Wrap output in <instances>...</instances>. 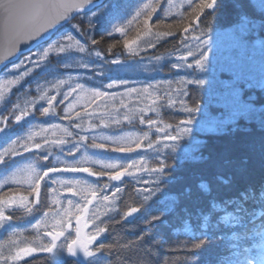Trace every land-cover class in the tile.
I'll return each instance as SVG.
<instances>
[{
  "label": "trees",
  "instance_id": "1",
  "mask_svg": "<svg viewBox=\"0 0 264 264\" xmlns=\"http://www.w3.org/2000/svg\"><path fill=\"white\" fill-rule=\"evenodd\" d=\"M144 4L156 8L151 14V34L147 36L144 35L145 28L142 23L143 12L147 11L143 8ZM253 5L256 6L255 11ZM137 10L141 11V19L133 21L129 27L127 21L132 19ZM92 11L97 13L92 17L93 25H89L83 15L77 16L61 27L59 32H55L47 42L20 57L23 59L32 55L66 34L73 35L81 43L87 42L89 49L85 53H79L75 49L65 53L52 52L40 67L33 69L29 76L21 81V84L13 86L11 92L5 96V100L0 102V114L7 115V110H10L14 104H19L21 108L30 106L33 101H36V104L32 115L27 116L19 124L11 123L5 133H0V151L10 143L11 139L17 136L26 137L29 132L37 133L36 141H41L45 136L50 140L68 139L64 135L63 128L73 130V122L62 119L64 105L59 107L54 105L56 115L42 116L39 113L40 108L47 106L46 101L39 100L46 91L49 96L55 95L57 91L62 95L69 90L70 85L75 86L79 82L84 84L86 90L95 88L111 92L107 84L112 83L128 85L127 89L138 87V90L153 85V88H150L153 90L151 92L162 95L169 87L162 82L168 79H173V88L177 87L175 81L180 76L170 68V64L179 55L177 51L179 41L186 35L182 25L187 22L191 14L187 0H106ZM244 12L249 13L251 18L256 20L246 34V39L251 41L264 39V16L259 13V0H220L218 13L207 25L210 29L209 35L217 31L230 30ZM88 15L91 17V13ZM117 23L126 28L129 38H135L137 33H140L138 47L143 49L140 55L128 54L123 47L125 37L120 33L113 32L111 35L106 33L110 26ZM168 32H172L173 35H166ZM89 35L91 39L98 41L96 45L91 44ZM149 40L156 43L155 48L147 47L146 42ZM113 44H116V47L109 51V47ZM95 51H101L103 59L96 57ZM157 56L163 59L159 61L156 59ZM233 58L225 61L227 66L217 65L213 69L199 73L200 78L208 81L203 88L189 87L190 97H184L186 103L189 106L198 105L200 108L194 116V121L197 118H203L209 124L213 121L214 129L191 127L193 129L191 134L176 142L179 147L175 153L171 148L161 149L159 158L167 159V163L174 166L168 169L166 183L161 185L162 191L149 202L150 212L145 213L142 209L140 213L125 219L124 212L132 206H140L141 195L138 194L137 189L143 188L144 185L129 181L127 176L121 182H111L121 185L122 190L115 197L116 203L112 211L100 218V221H103L101 226L108 230L99 237L98 243L103 242L112 247L106 248L97 255V264H245L252 259L258 262L264 259V233L261 231L260 221V217L264 216V157L259 153L258 147H250L253 144L258 146L261 138L264 137V132L260 131V123L264 119V85L261 84L264 67L256 72H245L235 79L238 73L234 70L235 65L232 66L235 63ZM115 60H119L120 63H113L112 61ZM77 63H87L91 67L89 69L64 67L65 64ZM150 63L153 65L152 68L149 67ZM243 64L247 66V59L243 58ZM69 75L72 76L71 80L68 79ZM58 79H65L67 83L59 89H52V84ZM157 84L160 85L159 89L155 88ZM241 90H243V99L240 98ZM78 95L81 98L76 101L77 110L84 117L95 107H90L87 111L80 107L87 105L88 100L91 99L90 96L84 98L87 92L82 93L78 90L70 99ZM173 98L178 101L181 97L174 93ZM57 101H60V95H57ZM134 105L145 107L142 103ZM152 107L156 111L147 112L145 119H155L161 126L169 123L175 126L180 120L187 118V113L180 111L178 102L172 109L166 106V100H159ZM235 111L238 115L231 122L238 123L225 122L223 117ZM119 113L124 116L125 108ZM138 115V112L133 113L132 116L136 117L133 123L129 125L124 122L119 129L140 134L149 131L146 125L142 126L138 123ZM99 119L100 117L88 116L84 123L87 124L90 120L97 124ZM75 120L74 117L73 121ZM51 124H58L60 127L52 129ZM237 126L240 130L234 131ZM97 131L112 134L113 129H97ZM152 131L154 132V129ZM102 152L105 160L126 163L130 162V158L143 156L149 167L157 166V153L153 150L145 151L142 148L128 154ZM53 153L61 155L63 159L58 148H53ZM29 163H34L40 170L49 166V162L42 161L38 156L28 152L15 157V165L11 171ZM7 174L9 169L0 165V179ZM136 175L147 174L136 173ZM201 184L206 185V189H202ZM28 185L29 182L23 181L18 186L13 185L15 193L5 188L0 194L28 195ZM111 191L114 189L106 194L111 196ZM242 194H246V201H242ZM41 197L42 200L45 199L43 186ZM98 197L101 200L100 196ZM52 199L53 195L49 194L48 202L50 203ZM228 200L234 201L230 210L243 207L242 212L236 213L238 219L223 220L221 219L223 213L211 210L213 203L222 204ZM77 203V201L73 202V204ZM51 207V214L55 213L57 207ZM156 214L163 217V223L149 225L145 219L146 215ZM15 216L13 228L19 229L15 236L11 235L10 229L0 230V244L5 245V251L10 246L8 243L10 240L30 242L33 245L39 242L37 233L31 225L40 218V213L34 209V213L29 215L23 208H17ZM206 216L209 218L205 219ZM146 228H151V231L146 233ZM201 234L210 236L211 242L200 250L197 256L192 257L187 254L185 248L196 242L195 238ZM43 239L46 241L48 238ZM29 259L32 264H89L88 258L79 260L69 255L52 257L45 253H39Z\"/></svg>",
  "mask_w": 264,
  "mask_h": 264
},
{
  "label": "snow or ice",
  "instance_id": "2",
  "mask_svg": "<svg viewBox=\"0 0 264 264\" xmlns=\"http://www.w3.org/2000/svg\"><path fill=\"white\" fill-rule=\"evenodd\" d=\"M187 4L191 8V14L187 22L182 25L183 32L186 34L179 41L177 55L171 62L170 68L177 72L180 76L177 79V87L173 88V79H168L162 83L167 84L169 87L164 90L163 94L153 95L149 92L153 85H148L142 89L135 87L128 88L126 95L131 99L132 94H136L138 100L147 101L151 103L148 107H140L138 110V123L146 125L149 131L140 133L124 132L119 129V126L127 122L131 125L136 117L125 114L123 121L120 118L113 117L110 120L105 119L101 115L99 123L94 124L90 120L87 127H82L83 117L81 112L77 110L76 101L81 97L78 95L73 99V93L87 92V105H81L86 111L90 107L99 108V101L105 98H111L113 101L116 99L115 94L108 91H100L98 89H85L84 84L76 83L75 86H69V90L65 91L62 95L59 91L55 95H48L44 92L39 100L46 101L47 106L39 109L42 116L49 114L56 115L54 105L63 107L62 119L73 122V130L63 128L64 135L68 139H54L50 140L46 136L42 137L41 141H36L35 136L37 133L29 132L26 137L17 136L10 140V143L0 151V165L6 166L9 169V174L0 179V192L8 188L15 193L13 185H19V180L16 178V171H11L15 165V157L20 156L22 153L31 152L33 155L39 157L42 161L49 162V166L37 170L34 166L30 165V182L28 185V195H8L0 194V230L10 229L11 235L15 236L19 229L13 228V221L16 219L15 212L17 208H23L29 215L36 212L40 213V218L36 219L33 223L32 229L37 233V240L35 245L30 242L21 243L19 241L10 240L9 247L5 251V245L0 244V264H32L28 258H33L37 253L49 254L52 257L57 256L60 252H67L71 257H77L80 253L89 259V264H97L96 257L99 253L103 252L106 248H111V245H105L103 242L98 243L99 237L108 229L102 227L103 221L97 223L99 214L88 216L90 206L100 196L101 202H110V205L115 207V197L122 190L121 185L113 184L111 182H121L127 176L129 181H136L142 183L143 188L137 189L138 194L141 195L140 206H132L128 211L123 213V217H133L134 214L140 213L144 209L145 213L150 212L149 202L162 191L161 185L166 183L168 169L174 165L167 163V159H160L159 152L161 149L171 148L175 153L179 147L178 144L167 143L168 141H179L192 132L191 125L194 123V116L200 111L198 105L189 106L184 97H190L189 87L196 86V88H203L208 81L200 78L199 73L207 71L208 52V39H204L209 35L210 29L207 27L212 22V18L218 13L220 7V0H187ZM94 0H0V65L6 73L10 74L9 78L0 85V102L5 100L6 93L4 86H7L9 92L12 87L21 84V81L33 71V69L41 66L49 54L65 53L75 49L79 53L88 52L87 42L81 43L73 35L66 34L60 36L58 39L53 40L48 47L41 48L32 55L25 56L17 62V54L20 53V44L22 42L39 41L43 39L45 33L52 30L59 32L64 22H71L77 16L83 15L89 25H93L92 17L97 15L92 11ZM171 7V4H169ZM253 11L256 6L253 5ZM143 8L147 11L143 12L142 23L145 31L144 35L151 34L150 21L151 14L156 11L154 6L144 4ZM91 13V17L88 15ZM259 13L264 16V0H259ZM141 11L137 10L131 20L127 21L131 27L133 21L141 19ZM240 20L248 26H254L251 15L244 12L240 15ZM78 27V26H77ZM113 32L120 33L123 37V47L127 50L130 56H138L143 49H139L138 44L141 39L138 32L135 38L127 36L126 28L120 24H113L110 26L106 33L111 35ZM83 35V33H82ZM159 35V34H157ZM166 35H173L168 32ZM92 45H96L98 41L91 39ZM148 48H155L154 41L146 42ZM136 46V47H134ZM116 44L109 47V51L115 48ZM95 56L103 59L101 51H95ZM191 58V60H190ZM157 60L163 57H156ZM113 63H120L119 60L112 61ZM65 68L75 69H89L90 64L77 63L65 64ZM102 74V73H101ZM68 79L71 80L72 76L69 75ZM65 79H58L52 84V89H59L65 85ZM112 83L107 84L108 89H112ZM156 89L160 85L155 86ZM39 90V89H38ZM181 97L178 101L173 98V94ZM57 95H60V101H57ZM240 98L243 99V90L240 92ZM165 101L169 109L175 107L177 102L180 105V111L187 113V118L180 120L175 126L171 123L163 126L158 125L155 119H145V114L149 111H156L152 105H156L157 101ZM66 102V103H65ZM121 106L128 109V104L120 101ZM36 101H33L30 106L26 105L21 108L19 104L12 105L7 115L0 114V133H5L9 129L11 123L19 124L27 116L33 114ZM255 107V105H252ZM117 111V109H113ZM132 109H129L131 113ZM88 116L95 115V112L89 111ZM76 118L73 121V118ZM238 123V122H230ZM114 126H116L114 128ZM52 129L60 127L58 124H51ZM113 129L112 134H104L102 131L98 132L97 129ZM154 129V132L152 131ZM79 130V131H77ZM234 131H239V127H235ZM47 131V129H44ZM248 131V130H246ZM260 131L264 132V119L260 123ZM159 133L161 135H155ZM174 133V134H173ZM155 135V139H153ZM135 136V138H133ZM99 141V142H97ZM163 141V142H162ZM146 142V143H145ZM105 150L112 153H133L137 149L153 150L157 153V166L149 167L145 163L143 156L140 158H130V162L121 163L113 160L98 159L90 156L87 148ZM250 147L257 148L262 157H264V137L261 138L259 145H250ZM53 148H58L60 154L54 155ZM81 155L78 156L77 154ZM247 161L245 160V163ZM98 165L99 167H95ZM134 170V171H133ZM136 173H145V176H137ZM67 174H86L80 178H68ZM94 178V179H91ZM57 184L64 186L66 192L71 196H78L83 201L73 205L72 199H67V210H63V215L60 211L56 212L59 219L51 228L48 227V222L45 219L52 212V207L61 205L63 209V202L60 199H52L50 203L47 200L49 194H56ZM42 186L45 193V199L42 200ZM202 189H206V185L201 184ZM111 196L106 194L110 190ZM246 194H242V201H246ZM233 200H228L222 204L213 203L211 210L213 212L223 213L221 219L228 220L229 218L238 219L236 213L243 211V207H236L230 210ZM51 205V206H50ZM73 207L75 213L72 212ZM107 207V206H106ZM48 209V210H44ZM166 211V210H162ZM74 216V223H73ZM209 217H205L208 219ZM146 222L149 225L155 226L157 223H163V217L160 214L146 215ZM261 231L264 233V216L260 217ZM74 228V235L71 229ZM91 228L86 235L84 229ZM151 228H146L145 232H150ZM48 238L46 241L43 238ZM196 242L190 246H186L185 251L188 255L195 257L198 252L202 250L208 243L211 242L210 236L201 234L195 238ZM245 264H264V259L259 262L255 259L246 261Z\"/></svg>",
  "mask_w": 264,
  "mask_h": 264
},
{
  "label": "rangeland",
  "instance_id": "3",
  "mask_svg": "<svg viewBox=\"0 0 264 264\" xmlns=\"http://www.w3.org/2000/svg\"><path fill=\"white\" fill-rule=\"evenodd\" d=\"M252 20L254 24L256 20L255 19H252ZM257 23L259 24L260 22H257ZM251 27L252 26H248L244 22H242L240 19H238L236 25H234L230 30H227L224 32L217 31L214 34L203 37L204 39H208L209 41L208 47L210 48V51L208 52L207 69H213L214 66H217V65H220L223 67L227 66L228 64L225 61L231 60L233 57H234L233 61L235 63H233L232 66L235 65L234 70H236L237 71L236 73H238L236 74L235 79H238L240 76L244 75L245 72L247 73L251 71L256 72L257 70L262 69L264 67V39H255L253 41L246 39V34L249 32ZM243 58L247 59V66H245L244 64L242 65ZM149 67L152 68L153 65L150 63ZM2 70L3 71L0 72V85H3V82L6 79H8L10 75L6 73L4 69ZM226 84H229V83H226ZM261 84L264 85V77L261 80ZM127 87L128 85L124 86L123 84L114 85L110 93L115 94L116 99L113 101L111 98H105L104 100L99 101L98 103L100 106L99 108H94L93 112H95V115H93V117L97 118L103 115L105 119L110 120L114 116V117L120 118L123 121L124 116H122L119 113L120 110L123 108L120 103L121 99H123V102L125 104H128V109H125L126 110L125 114L132 115L133 113L138 112L136 110H138L140 106L134 105L135 103L137 104L142 103L145 107H148L150 105L151 103L150 100H147V101L138 100L136 97V94H132L131 99H129V97L126 95ZM135 88L138 89V87H135ZM149 90H150L149 91L150 93H152L153 95H156L154 92H151L153 91L152 89H149ZM4 92L6 93V95L9 92L7 89V86H4ZM129 104L131 105L129 106ZM113 109H117V111H113ZM129 109H132L134 111L129 113ZM237 113L238 112L235 111L232 114L225 115L223 117L224 121L231 122L232 120L236 118V115H238ZM86 116L88 117V115ZM86 116L84 117L82 116L83 117L82 127H87L88 123L87 124L84 123V121L87 120ZM118 116H121V117H118ZM211 122L213 123V121ZM212 123L209 124L208 121H206L205 119L197 118L194 121V123L191 125V127L193 129L194 128H204L206 130H211V129H214ZM176 142L177 141H175L174 143ZM167 143H173V141H168ZM102 151H105V150L93 149L91 147L87 149V152L90 156H93L94 158H98V159H103L105 157ZM80 155L81 154H78V156ZM30 165L34 166L38 171L40 170L34 163H29L26 166H23L15 170L16 178L19 180V182H23V181L30 182V176H31L30 169H29ZM85 175L86 174L75 175V176L67 175V177L68 178H80ZM55 187L57 188V193L52 194L53 199H60L63 202V209L61 208V205H55V207H57L56 211L67 210L68 208L67 199H72L73 202L77 201L78 203L83 202L80 199V197L69 195L66 192V189L64 188V186L57 184ZM112 209L113 207L110 205V202H107V201L101 202V200L97 196L96 200L93 202V205L90 206L88 216L90 217V216L99 214V220L97 221V223H99L100 218H102V216H104L106 213L111 212ZM56 211L55 213H52L48 217H46L47 218L46 220H48L47 222H48L49 228L52 227L56 219H59V217L56 216ZM72 212L75 213L74 207L72 209ZM61 215H63V212H61ZM73 223H74V216H73ZM91 230L93 229L91 228L84 229L85 235ZM69 231H71L73 235L75 234L74 228ZM59 255L57 256L58 257L68 256L67 252H60ZM71 258H75L79 260L86 259V257H84L82 253H80L77 257H71Z\"/></svg>",
  "mask_w": 264,
  "mask_h": 264
},
{
  "label": "water",
  "instance_id": "4",
  "mask_svg": "<svg viewBox=\"0 0 264 264\" xmlns=\"http://www.w3.org/2000/svg\"><path fill=\"white\" fill-rule=\"evenodd\" d=\"M106 0H94V6L92 8V10L100 5H102ZM69 22H64L63 26H65L66 24H68ZM62 26V27H63ZM55 30H52L49 33H45L43 36V39L39 40V41H31V42H22L20 44V53L17 54V61L20 59L21 56L28 54L30 52H32L33 50H35L39 45H41L42 43L47 42L52 35L55 33ZM3 69V65H0V72ZM68 175H83V174H68Z\"/></svg>",
  "mask_w": 264,
  "mask_h": 264
}]
</instances>
